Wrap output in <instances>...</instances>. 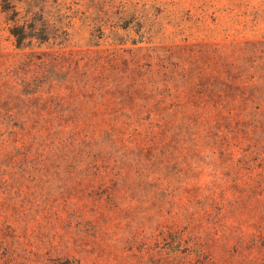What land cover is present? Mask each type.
Here are the masks:
<instances>
[{"label":"rangeland","instance_id":"obj_1","mask_svg":"<svg viewBox=\"0 0 264 264\" xmlns=\"http://www.w3.org/2000/svg\"><path fill=\"white\" fill-rule=\"evenodd\" d=\"M0 264H264V0H0Z\"/></svg>","mask_w":264,"mask_h":264},{"label":"trees","instance_id":"obj_2","mask_svg":"<svg viewBox=\"0 0 264 264\" xmlns=\"http://www.w3.org/2000/svg\"><path fill=\"white\" fill-rule=\"evenodd\" d=\"M21 28V30H23V28L22 27H20ZM18 35V34H17ZM24 39H25V37L23 36V35H18L17 36V45H20L23 41H24Z\"/></svg>","mask_w":264,"mask_h":264}]
</instances>
